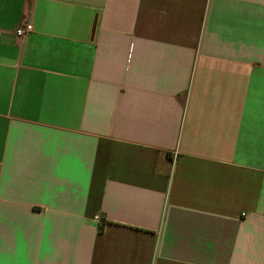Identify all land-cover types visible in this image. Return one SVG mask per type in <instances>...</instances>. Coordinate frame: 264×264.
I'll list each match as a JSON object with an SVG mask.
<instances>
[{"label": "crops", "instance_id": "obj_1", "mask_svg": "<svg viewBox=\"0 0 264 264\" xmlns=\"http://www.w3.org/2000/svg\"><path fill=\"white\" fill-rule=\"evenodd\" d=\"M0 264H264V0H0Z\"/></svg>", "mask_w": 264, "mask_h": 264}, {"label": "built area", "instance_id": "obj_2", "mask_svg": "<svg viewBox=\"0 0 264 264\" xmlns=\"http://www.w3.org/2000/svg\"><path fill=\"white\" fill-rule=\"evenodd\" d=\"M33 29V26L30 22H26L24 24H22L21 26H19L16 30H15V33L18 35V36H21V37H24L26 36L27 34H29ZM95 218L97 220L100 221V218L98 216H95Z\"/></svg>", "mask_w": 264, "mask_h": 264}]
</instances>
